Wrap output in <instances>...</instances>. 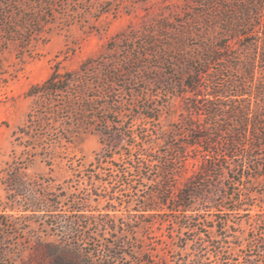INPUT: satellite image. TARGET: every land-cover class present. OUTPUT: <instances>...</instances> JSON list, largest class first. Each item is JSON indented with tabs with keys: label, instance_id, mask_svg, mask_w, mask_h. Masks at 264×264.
Listing matches in <instances>:
<instances>
[{
	"label": "rangeland",
	"instance_id": "374dc122",
	"mask_svg": "<svg viewBox=\"0 0 264 264\" xmlns=\"http://www.w3.org/2000/svg\"><path fill=\"white\" fill-rule=\"evenodd\" d=\"M18 1L0 0V264H264V169L258 167L264 149L246 148L248 137L191 199L197 217L181 219L190 229L181 231L171 220L177 213L167 209L143 216L145 221L135 222L127 237L104 225L107 220L121 227L127 221L126 201L139 204L149 193L148 181L129 171L128 161L138 153L141 139L150 140L152 130V148L160 151L166 148L158 136L182 126L190 95L184 79L199 73V89L205 90L208 75L219 73V82L240 78L225 61L202 59V54L210 49L242 63L253 58L248 45L264 33V0H52L48 15L38 4ZM24 7L33 14L30 22L18 17L27 13ZM235 26L242 36L231 38L226 29ZM9 28L13 32L8 34ZM222 44L229 46L222 50ZM86 61L116 79L107 90L94 85L87 92L92 105L102 107L99 118L90 120L95 122L89 132L78 129L71 143L56 146L50 167L37 161L25 177L28 188L63 198L34 217L19 210L9 215L8 172L3 169L11 151L22 149L14 144V131L40 105L28 90L55 67L76 71ZM255 61L262 78L264 63L256 56ZM64 98V93L55 94L52 105H62ZM103 151L109 156L105 162L89 175L73 177L65 190L62 180L72 177L67 165L90 163ZM206 159H190L175 186L181 187ZM146 171L156 173L155 167ZM98 195L115 199L98 201ZM88 197L95 217L79 223L76 231L60 228L69 207L85 205ZM109 205L116 207L117 218L102 215ZM16 224L29 230L14 231Z\"/></svg>",
	"mask_w": 264,
	"mask_h": 264
},
{
	"label": "trees",
	"instance_id": "16d2710c",
	"mask_svg": "<svg viewBox=\"0 0 264 264\" xmlns=\"http://www.w3.org/2000/svg\"><path fill=\"white\" fill-rule=\"evenodd\" d=\"M32 1L34 2L28 0L30 4H38L41 12L46 15L48 10L53 8L52 0ZM19 3L18 0H8L10 5ZM26 10L27 13L20 12L18 17L22 18L23 22H30L33 14L28 12L29 9ZM226 30L229 31L230 37L242 36L238 26ZM11 32L13 31L9 28L8 34ZM251 45L254 57L243 63L231 61L232 58H237L234 55H217L210 49H207L206 54H202V59L225 61V67L238 71L240 78L228 76L219 82L217 77L219 73L214 76L208 75L207 84L203 85L205 90L199 89V73L193 78L184 79L183 85L190 93L189 97H186L189 100L186 107L187 118L180 119L182 126L178 129H171L166 134H158V139L162 141L161 145L166 149L153 150L152 145L156 135L153 130L150 133V140L141 139L138 143V153L135 158L129 159L127 169L148 181L149 193L142 195V201L139 204L133 205L131 199L126 201L123 214L127 221L124 224L121 223V227L118 228L115 222L104 221V225L109 227L111 232L120 231L123 237H127L125 232H130L132 235L136 227L135 222H144L143 216L154 215L163 209H167L169 213H177L171 220L178 224L181 231L185 228L190 229L191 227L182 223L181 219L188 221L197 217L196 214L191 213L193 212L191 199L202 185L208 184L205 182L211 174L216 176V171L220 170L218 168L223 166L221 162L230 159L238 145L245 144L247 137L251 138V141H248L246 148L264 149V77H257L256 74L260 71H257L255 64V56L257 62L264 63V33L258 35L248 46ZM228 46L222 44L219 47L224 50ZM239 59L244 61L242 58ZM88 64L90 63L87 61L82 63L76 71H60L55 67L42 83L28 90L30 96L40 99L38 103L40 105H34L25 122L14 131V144L22 149L18 152L14 148L11 151L10 158L3 169L8 172L6 185L9 215L19 210L23 212L24 217H34L52 210L50 208H55L58 200L63 198L62 195L57 194L52 199L47 191L42 194L41 191L28 188L27 185L31 182L25 177L27 170L35 167L37 161L50 167L54 159L55 147L59 146L63 140L71 143L78 137V134H75L78 129L83 133L89 132L91 125L93 126L95 122L90 120L99 118L97 114L102 107L92 105L94 101L88 98L87 92L94 85L99 89L107 90L109 83L115 82L116 79L114 73L109 71L98 73L95 67ZM57 93L65 94L62 105H52L53 96ZM243 94L246 95V99L240 97ZM237 97L238 100L235 99ZM239 97L243 98V103ZM238 103L242 106L241 109L236 107ZM106 152L96 154L94 160L87 164L79 163L75 166L68 164L72 177L62 180L66 182L65 190L69 189L68 184L73 181V177L81 178L85 174L94 172L95 168H99L109 157ZM199 156L203 158L209 156V159L201 161L186 182L181 187H176L174 181L186 171L189 160L198 161ZM236 166L248 168L246 163H238ZM259 166L263 170L264 162L258 163ZM149 167L150 169L155 167L154 175L147 173L146 169L149 170ZM75 180L78 181V179ZM101 198L111 202L115 196L98 195V201ZM22 202L24 205L22 209H19ZM82 204L85 205L69 207V213L63 216L64 223L59 226L60 228L68 232L76 231L79 223L95 217L92 213L94 209L88 206L89 197L85 198ZM16 205L19 206L16 207ZM9 210L12 213H9ZM105 210L102 215L118 217L114 205H109ZM12 226L17 232L29 230L25 224L22 227L17 224ZM121 246L123 244L118 245L119 248Z\"/></svg>",
	"mask_w": 264,
	"mask_h": 264
}]
</instances>
